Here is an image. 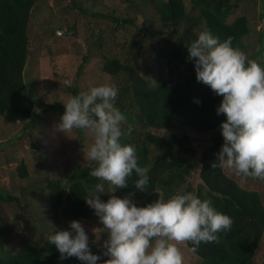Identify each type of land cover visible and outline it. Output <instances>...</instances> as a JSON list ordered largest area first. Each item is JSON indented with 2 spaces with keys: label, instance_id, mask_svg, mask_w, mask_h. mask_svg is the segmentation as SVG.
<instances>
[{
  "label": "trees",
  "instance_id": "obj_1",
  "mask_svg": "<svg viewBox=\"0 0 264 264\" xmlns=\"http://www.w3.org/2000/svg\"><path fill=\"white\" fill-rule=\"evenodd\" d=\"M36 4L37 0H0V117L12 115L31 119L36 110L38 100L28 94L25 79L31 54L29 26ZM156 5L162 28L179 43L178 47L175 44L171 55L185 64L183 81L178 84L152 83L139 73L133 62L119 56L105 58L103 71L115 78L114 84L118 88L116 104L127 116L123 127L132 128V135L122 138V142L135 145L138 163L149 169L150 183L146 191L136 189L133 184L138 177L134 172L127 177V188L116 189L104 181L106 191L115 193L105 192L101 199H108L112 194L124 197L134 192V202L146 205L159 196L167 199L178 190L194 191L202 198H209L219 211L230 215L233 220L230 230L220 232L216 241L202 242L196 251H191L192 244L186 241L199 264H255V254L264 236L262 196L256 190L241 187L224 168L212 167L224 142L220 124L226 116L216 112L222 97L196 79L194 64L186 59L187 45L205 28L221 40L230 36L232 45L242 51L243 38L250 34L251 24L245 16L228 23L233 7L231 0H188V5L185 0H158ZM106 18L116 25L133 24L129 18ZM261 35L264 36V31ZM250 59L264 64V47ZM86 61L87 57L79 73H82ZM79 92L77 88L73 90L74 95ZM194 97L201 102L196 103ZM45 109L65 111L59 103L47 104ZM166 130L170 134L164 135ZM189 133L211 136L210 144L198 162L200 183L195 189L188 176L194 167L197 151ZM216 162L219 163L218 158ZM18 170L21 176L28 177L24 163ZM248 178L264 184L262 180ZM98 182V178L89 175V166L75 167L66 183L53 177L46 181L44 188L51 211L49 231H52L53 224L66 228L73 219L95 217L94 210L84 198ZM0 202L27 207L23 195L14 197L2 190ZM8 225L0 213V264H84L75 256L61 261L59 251L47 239L39 245L22 236L17 247L5 250L6 239L11 241L12 234ZM90 245L94 253L101 251L100 245ZM101 259L108 257L102 256Z\"/></svg>",
  "mask_w": 264,
  "mask_h": 264
},
{
  "label": "rangeland",
  "instance_id": "obj_2",
  "mask_svg": "<svg viewBox=\"0 0 264 264\" xmlns=\"http://www.w3.org/2000/svg\"><path fill=\"white\" fill-rule=\"evenodd\" d=\"M156 1L37 0L29 26L31 54L25 71L27 92L38 100L36 110L31 119L12 115L0 117V190L14 197L23 195L27 204V207H18L0 202V213L12 233L11 241L6 239L5 250L17 247L22 236L39 245L44 243L51 232L46 181L53 177L66 183L75 167L89 166L82 148L92 137L79 129L68 133L69 136L57 131L55 125L63 113L47 111L45 105L59 103L64 106L63 102L74 95L75 88L84 91L94 84H114L115 78L103 71L106 57L119 56L133 62L139 73L152 83L183 81L185 64L171 55L175 44L178 47L179 43L162 28ZM185 2L188 5V0ZM231 4L228 23L245 16L251 24V32L243 38L242 48L250 59L264 47L261 35L264 0H231ZM107 16L129 18L133 24L116 25ZM85 57L87 61L79 73ZM66 80H71V86L65 84ZM167 134L169 130L164 131V135ZM191 136L197 158L188 180L195 189L200 183L198 162L211 136ZM23 163L29 173L27 178L18 170ZM224 170L241 187L260 192L264 204L263 183L227 167ZM90 218L80 220L89 234V244L102 245L107 232H103L96 215ZM68 226L69 223L66 228ZM178 246L184 254V264H199L186 241L178 242ZM254 260L255 264H264V236Z\"/></svg>",
  "mask_w": 264,
  "mask_h": 264
},
{
  "label": "clouds",
  "instance_id": "obj_3",
  "mask_svg": "<svg viewBox=\"0 0 264 264\" xmlns=\"http://www.w3.org/2000/svg\"><path fill=\"white\" fill-rule=\"evenodd\" d=\"M187 48L196 79L222 97L216 112L226 116L220 124L224 142L216 154L219 163L216 158L212 167L264 181V64L234 47L230 36L221 40L207 28ZM117 95L115 84L90 85L63 102L65 111L55 125L66 135L79 129L92 137L83 143L82 152L89 175L100 182L84 199L107 232L101 251H92L89 234L78 219L69 221L67 228L53 224L47 241L55 245L61 261L75 256L84 264H184L178 242L190 241L191 251H196L202 242L216 241L220 232L230 230L232 217L194 191L178 190L146 205L134 202V192L101 199L105 192L115 193L106 191L104 181L116 189L127 188V177L134 172L136 189L146 191L150 183L149 169L138 163L135 145L122 142L132 135V128L123 127L127 116L116 104Z\"/></svg>",
  "mask_w": 264,
  "mask_h": 264
}]
</instances>
